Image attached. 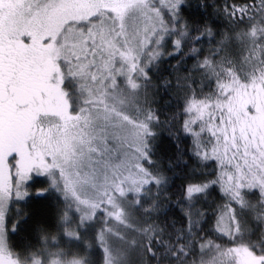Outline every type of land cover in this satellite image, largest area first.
I'll return each mask as SVG.
<instances>
[{"label":"snow or ice","instance_id":"obj_1","mask_svg":"<svg viewBox=\"0 0 264 264\" xmlns=\"http://www.w3.org/2000/svg\"><path fill=\"white\" fill-rule=\"evenodd\" d=\"M0 264H264V0H0Z\"/></svg>","mask_w":264,"mask_h":264}]
</instances>
